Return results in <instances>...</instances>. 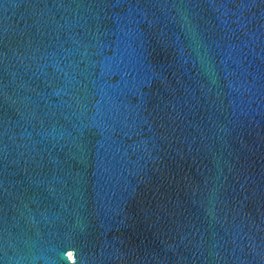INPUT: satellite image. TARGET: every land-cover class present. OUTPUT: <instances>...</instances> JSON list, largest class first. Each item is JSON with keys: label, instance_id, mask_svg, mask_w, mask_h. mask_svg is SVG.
<instances>
[{"label": "water", "instance_id": "1", "mask_svg": "<svg viewBox=\"0 0 264 264\" xmlns=\"http://www.w3.org/2000/svg\"><path fill=\"white\" fill-rule=\"evenodd\" d=\"M0 264H264V0H0Z\"/></svg>", "mask_w": 264, "mask_h": 264}]
</instances>
